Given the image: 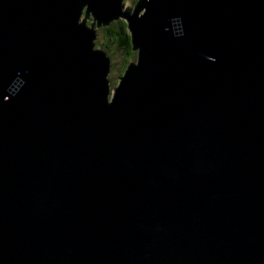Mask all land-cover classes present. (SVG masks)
Instances as JSON below:
<instances>
[{
	"label": "water",
	"instance_id": "water-1",
	"mask_svg": "<svg viewBox=\"0 0 264 264\" xmlns=\"http://www.w3.org/2000/svg\"><path fill=\"white\" fill-rule=\"evenodd\" d=\"M0 264H264V0H0Z\"/></svg>",
	"mask_w": 264,
	"mask_h": 264
},
{
	"label": "trees",
	"instance_id": "trees-1",
	"mask_svg": "<svg viewBox=\"0 0 264 264\" xmlns=\"http://www.w3.org/2000/svg\"><path fill=\"white\" fill-rule=\"evenodd\" d=\"M102 30L105 32V38L102 40L101 45L108 49L113 47L114 49L122 50L124 53L123 74L128 64L137 56V52L132 47L131 34L127 23L120 19L112 22L109 26L102 27Z\"/></svg>",
	"mask_w": 264,
	"mask_h": 264
},
{
	"label": "rangeland",
	"instance_id": "rangeland-1",
	"mask_svg": "<svg viewBox=\"0 0 264 264\" xmlns=\"http://www.w3.org/2000/svg\"><path fill=\"white\" fill-rule=\"evenodd\" d=\"M125 5H133V0H125ZM98 38L96 40L97 47L104 48L107 50L108 54L112 57V70L110 73L111 84L116 85L118 83V77L122 74V70L124 69V53L122 50L105 48L101 45L102 40L105 38V32L102 30V27L97 29ZM136 60V58L132 59V61Z\"/></svg>",
	"mask_w": 264,
	"mask_h": 264
},
{
	"label": "flooded vegetation",
	"instance_id": "flooded-vegetation-1",
	"mask_svg": "<svg viewBox=\"0 0 264 264\" xmlns=\"http://www.w3.org/2000/svg\"><path fill=\"white\" fill-rule=\"evenodd\" d=\"M136 0H133V5L135 4Z\"/></svg>",
	"mask_w": 264,
	"mask_h": 264
}]
</instances>
